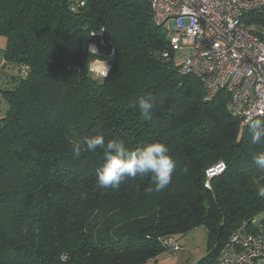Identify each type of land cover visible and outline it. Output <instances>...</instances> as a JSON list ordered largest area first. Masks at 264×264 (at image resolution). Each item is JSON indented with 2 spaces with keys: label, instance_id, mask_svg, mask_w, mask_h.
Returning a JSON list of instances; mask_svg holds the SVG:
<instances>
[{
  "label": "trees",
  "instance_id": "obj_1",
  "mask_svg": "<svg viewBox=\"0 0 264 264\" xmlns=\"http://www.w3.org/2000/svg\"><path fill=\"white\" fill-rule=\"evenodd\" d=\"M241 22L264 43V6ZM171 35L146 0H0L9 77L0 88V264H156L164 237L196 227L209 239L197 264H213L230 235L262 215L264 170L253 157L264 143L251 144L227 91L206 100L200 82L164 58ZM89 45L109 66L103 84ZM147 97L146 119L138 100ZM96 134L129 150L165 144L176 162L170 185L155 191L149 174L98 187L103 150L72 153ZM219 162L224 171L207 182ZM110 213L118 226L99 223Z\"/></svg>",
  "mask_w": 264,
  "mask_h": 264
},
{
  "label": "built area",
  "instance_id": "obj_2",
  "mask_svg": "<svg viewBox=\"0 0 264 264\" xmlns=\"http://www.w3.org/2000/svg\"><path fill=\"white\" fill-rule=\"evenodd\" d=\"M146 1L153 21L172 34L164 58H171L182 75L197 79L206 100L227 91V110L240 126L250 117L264 119V43L241 22L264 0ZM68 2L73 8L79 5V0ZM224 168L223 162L209 168L207 182ZM162 245L169 255L180 251L172 236L164 237ZM213 264H264V210L261 219L252 218L230 235Z\"/></svg>",
  "mask_w": 264,
  "mask_h": 264
},
{
  "label": "clouds",
  "instance_id": "obj_3",
  "mask_svg": "<svg viewBox=\"0 0 264 264\" xmlns=\"http://www.w3.org/2000/svg\"><path fill=\"white\" fill-rule=\"evenodd\" d=\"M88 51L92 56L89 61L92 75L103 84L108 76L109 66L105 60L97 58L98 49L95 45H89ZM152 108L151 97L138 100V110L144 118L150 117ZM247 124L251 144L264 143V119L250 117ZM82 145L88 151L103 150L105 162L96 172L97 185L102 189H118L130 178L135 179L138 176L142 178L149 174L152 176L154 190L157 192L166 189L172 181L176 162L170 155L169 148L163 143L154 142L142 149L129 150L122 141L109 140L106 143L105 137L100 134L85 136L72 144V153L77 159L81 157ZM253 162L258 168L264 170V151L255 154ZM149 191L152 189L150 188ZM261 193L264 194V189H261Z\"/></svg>",
  "mask_w": 264,
  "mask_h": 264
},
{
  "label": "rangeland",
  "instance_id": "obj_4",
  "mask_svg": "<svg viewBox=\"0 0 264 264\" xmlns=\"http://www.w3.org/2000/svg\"><path fill=\"white\" fill-rule=\"evenodd\" d=\"M258 218L261 219V216ZM97 219L99 220V223L109 221L116 226H118L123 220L117 213H110L104 216L98 215ZM104 225L106 226V224ZM177 238L179 241L178 239H175V241L180 245L181 251L172 255H168L165 252L159 254L156 258V264H197L201 258L207 255L209 239L204 228L196 227L183 235H178Z\"/></svg>",
  "mask_w": 264,
  "mask_h": 264
},
{
  "label": "crops",
  "instance_id": "obj_5",
  "mask_svg": "<svg viewBox=\"0 0 264 264\" xmlns=\"http://www.w3.org/2000/svg\"><path fill=\"white\" fill-rule=\"evenodd\" d=\"M4 56H5V51L3 47L0 46V88L6 87V84L9 82V77L7 76V71L2 69V65L4 62ZM7 86H9L7 84ZM5 110V103L0 97V115L4 112ZM179 241V239H178ZM180 243V242H179Z\"/></svg>",
  "mask_w": 264,
  "mask_h": 264
}]
</instances>
